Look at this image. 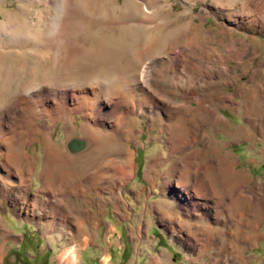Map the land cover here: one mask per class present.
Segmentation results:
<instances>
[{
    "label": "rangeland",
    "instance_id": "obj_1",
    "mask_svg": "<svg viewBox=\"0 0 264 264\" xmlns=\"http://www.w3.org/2000/svg\"><path fill=\"white\" fill-rule=\"evenodd\" d=\"M65 6L58 13L52 0H0L3 105L17 103L22 85L32 77L39 85L56 83L67 98L90 90L95 101L60 120H37L30 116L33 105H22L23 117L13 126L25 129L0 140V264H59L72 249L75 264H264V205L250 202L254 195L264 204V25L254 21L264 19V0H69ZM227 13L236 15L231 20ZM57 14L70 28L56 31L50 44L45 28ZM190 22L189 33L177 39L182 33L174 30ZM192 48L187 55L197 63L189 71L201 95L212 92L204 99L211 98L224 115L222 122L201 131L211 138L208 147L202 144L208 152L189 164L172 150L168 132L148 117L134 115V129L120 127L122 148L126 152L130 146L134 152L131 175L122 179L115 164L111 177L90 178L86 161L74 158L87 152L71 153L67 143L90 142L82 126L93 123L99 101L93 93L105 87L93 82L97 74L112 79L146 64L154 72L165 58L175 59ZM164 80L169 86V77ZM109 87L116 88V77ZM135 95L126 94L124 113L146 100L141 91ZM114 99L119 101L118 95ZM100 126L103 134L112 133ZM48 150L56 151V157ZM18 151L23 162L5 163L7 152ZM110 156L107 161L115 155ZM48 161L60 172L57 183L45 176ZM178 161L197 170L209 162L214 190L210 210L197 209L199 199H183L186 187L180 185L187 181L177 187ZM221 182L239 189L231 206L215 198ZM238 235L248 242L230 243Z\"/></svg>",
    "mask_w": 264,
    "mask_h": 264
},
{
    "label": "bare ground",
    "instance_id": "obj_2",
    "mask_svg": "<svg viewBox=\"0 0 264 264\" xmlns=\"http://www.w3.org/2000/svg\"><path fill=\"white\" fill-rule=\"evenodd\" d=\"M68 1L69 0H52L53 4L57 9L56 12L58 11V13H60L62 12V10L65 12L64 8H66L65 5L68 3ZM69 10L71 9H68V11ZM235 15L234 14L232 15V13H227L226 17L233 20ZM254 21H256V23L260 22L261 24L264 25V19H255ZM192 25L193 24H191L190 22L183 29L174 30L175 33H182V35H179L177 39L183 40L184 35L189 33V30L191 29ZM69 26L70 24L63 22L62 14L61 15L57 14L56 17H54L52 21L45 28V34H44L45 39H50L51 40L50 44H51V42L54 40L53 38L57 37L58 32L56 31L68 32L70 28ZM0 28H1V24H0ZM68 39L69 38H67V40ZM193 50L195 49L192 48L191 50L184 52L181 56L175 59L169 57L167 59L165 58V64L160 65L159 69H156L154 72H151L149 70L151 65L146 64L140 70L139 68L138 69L131 68L126 72H124L126 74H123V76L117 75L114 76V78L112 79H110L109 77L105 78L107 74H103L101 72L97 74V77L96 79L93 80V82L99 81V83L100 82L103 83L102 86L104 85L105 87H102L100 92L93 93L94 100L99 99L96 106L97 108L95 110V115L91 117L93 123L85 121L86 123L83 124L82 126L83 129L82 133L85 134L90 139V142L87 141L88 143L87 145L85 140L72 139L67 143V147L71 153L74 152L71 151L69 145H71L72 149H80L82 148L80 145L83 146L85 145L84 150H79L77 152L78 153L87 152V153H83L82 156L77 155L75 157L74 156L71 157H74L77 160L79 159L81 161L83 160L86 161L84 166L87 167L86 173H88L90 178H94V177L96 178L97 176L100 179L107 178V176H110L109 174L111 173L110 171L112 170V168H116L114 167L115 164H118L120 166L119 174L121 175L122 179H127L128 176L131 175V172L133 170L134 152L132 148H130V146H127L126 152L125 149L122 148L123 147L122 142L124 140L123 141L120 140L122 139L121 138L122 130H120V127L122 126L124 127L126 125L134 129L133 127L135 125L132 124V121L134 120V117L132 116L134 115L144 116V117L146 116L152 121L151 123L154 126L158 125L159 128H161L162 130L161 132H168L170 134L168 142L172 146V150L179 152L182 155V157H187L186 159L189 161V164L190 162L192 164L193 161L199 160L198 155H200L201 152L203 154L208 152L207 148L203 147L202 144H206L208 147L210 145L211 138H209L210 136L208 134L207 135L203 134L202 136L201 131H203V129L208 124L215 125L222 122L224 120L223 117L224 115L223 116L220 115L218 110L215 107H213V101L211 100V98L207 100L204 99V97L207 96L209 97L212 94V92L202 91V93L205 92V94L201 95L200 90L202 89H200V87H197L196 85L197 84L196 76L192 74V71H189V66H194V64L197 63V60L193 56L187 55L188 52L192 53ZM219 67L217 69H219ZM211 69L212 67L208 68V70L210 71ZM111 76L112 75H110V77ZM115 77H116V88L111 90L110 88L111 86L109 87V84L111 81L115 80ZM167 77H169L170 79L169 86L165 84L166 82L164 80ZM55 85L57 84L46 81H45V85L43 84L39 85L36 82V79L32 77L26 84L22 85V88L20 90L21 95L19 96L18 98L19 101H17V103L14 104L12 103V106L5 107L3 105L5 99L0 98L2 99L0 101V111L1 109H3L4 112V116H2L0 119V140L3 139L8 133L9 134L17 133L18 132L17 130H19V128L21 130L25 129L24 126L23 127H18V125L17 127L13 126V122H17V118L19 119L20 117H23V112H22L23 108L21 107L22 105L23 106L33 105L34 110L30 112L31 113L30 116L36 119L55 118L56 120H60V118H62V116L65 113L68 112L70 114H74L78 110L83 109L84 106L89 104L91 101H93L88 96V93L91 92L90 90L88 93L86 92L87 95L79 94V96H76L74 98L73 97L67 98V93H65L64 90L59 89V87L58 88L54 87ZM82 86L83 85L81 84V87ZM128 88H130V90ZM137 91H141V93L144 94L143 97H146V100L144 101L140 100L139 103H137V105L133 107L131 112L124 113L121 108L124 107L125 105V100L127 99L126 94H130L134 97L136 96L135 93ZM115 94L118 95L119 101H115L114 99ZM194 105H196V107ZM128 116L130 120L127 121L128 124H124L126 122L125 120H128ZM98 120L99 122H97ZM193 121H199L200 127L198 126L197 128L193 124L191 125L189 123ZM26 124L27 122H25V125ZM99 125L112 131V133L109 132V134L108 133L103 134L99 130ZM72 128L70 127L69 130L70 131L73 130ZM128 131L129 129L127 130V132ZM196 131H199L200 133L197 135ZM51 135H52L51 132L47 131V136L49 139H51L52 137ZM13 136H10V138L12 139ZM195 138L196 139L198 138L197 140H195L198 143L197 142L195 143L194 141ZM49 139L47 140L49 141V144L47 145L51 144V141ZM196 145L202 147L198 149ZM191 146L192 147L194 146L195 149L197 150H193ZM48 151L50 156L56 157V153H55L56 151L53 150L52 151L48 150ZM112 154H114L115 156L107 161V158L109 159V157H111L110 155ZM22 156H23L22 153L18 151V153L7 152L3 157L5 159V163H8L13 166L14 164H19V162L23 160ZM51 163L52 162L50 161L46 163V170L44 172L46 178H48L51 183H55L60 172H58V170H55L56 169L55 165L52 166ZM208 163L206 162V164L198 170L191 166L188 167L184 165L185 167H187L186 169L184 166L180 165L179 161L175 162V166H174V170L178 172V175L175 176L176 179L175 182L178 185L177 187H179V185L184 180L187 181L185 185H180V187L183 186L186 187L185 189L186 191L182 192L183 199L186 201L187 200L193 201L197 199L201 200V202L199 201L195 203L196 208L200 209V211L210 210L211 201H213L214 199L213 197L214 190L210 186V183L212 181L209 178L210 176L208 173V168H207L208 166H206L209 165ZM183 168H185V170ZM232 173L235 177L234 179L240 180V176L237 173H235L234 170L232 171ZM246 183L249 182L247 181ZM238 190L239 189L235 185L221 182L216 189L217 197L215 198H217L221 202V204L224 205L225 203L228 204V206H231L232 202L235 200V198L238 195L237 192ZM250 202H252V205L254 207L256 205H259V203L261 205H264L263 201H260V199L258 200L256 197H254V195L251 196ZM217 206H219V204ZM213 208L217 209L216 207ZM205 214H208V212H205ZM248 239L249 238L245 237L244 235H238L233 239L229 238V241L230 243H232V241L235 242L239 240L240 243L242 242L247 243ZM76 258L77 255L75 254L73 249L67 252L65 251V253L59 258V264H68V263L75 264Z\"/></svg>",
    "mask_w": 264,
    "mask_h": 264
},
{
    "label": "water",
    "instance_id": "obj_3",
    "mask_svg": "<svg viewBox=\"0 0 264 264\" xmlns=\"http://www.w3.org/2000/svg\"><path fill=\"white\" fill-rule=\"evenodd\" d=\"M72 145H73V143H72ZM69 146H70L69 148L71 149L72 152H77V151H79V150L84 149V146H85V145H84V146H83V145H80V146L82 147V148H80V149H72L71 145H69Z\"/></svg>",
    "mask_w": 264,
    "mask_h": 264
},
{
    "label": "crops",
    "instance_id": "obj_4",
    "mask_svg": "<svg viewBox=\"0 0 264 264\" xmlns=\"http://www.w3.org/2000/svg\"><path fill=\"white\" fill-rule=\"evenodd\" d=\"M76 260H77V258H76Z\"/></svg>",
    "mask_w": 264,
    "mask_h": 264
}]
</instances>
